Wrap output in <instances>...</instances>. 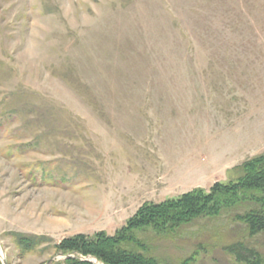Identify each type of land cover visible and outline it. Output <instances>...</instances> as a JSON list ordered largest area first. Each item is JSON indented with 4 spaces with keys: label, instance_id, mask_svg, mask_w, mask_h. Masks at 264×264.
I'll use <instances>...</instances> for the list:
<instances>
[{
    "label": "rangeland",
    "instance_id": "obj_1",
    "mask_svg": "<svg viewBox=\"0 0 264 264\" xmlns=\"http://www.w3.org/2000/svg\"><path fill=\"white\" fill-rule=\"evenodd\" d=\"M262 153L264 0H0L2 264L48 262L16 233L114 234ZM230 214L156 254L243 264L216 243Z\"/></svg>",
    "mask_w": 264,
    "mask_h": 264
},
{
    "label": "trees",
    "instance_id": "obj_2",
    "mask_svg": "<svg viewBox=\"0 0 264 264\" xmlns=\"http://www.w3.org/2000/svg\"><path fill=\"white\" fill-rule=\"evenodd\" d=\"M239 168L237 176L216 181L208 190L196 187L162 202H144L114 234L101 230L54 241L47 235L16 233L20 255L48 252L46 262L58 253L66 256L50 264H95L92 258L102 264H165L155 251L158 239L182 236L184 228L199 219L229 211L241 226L221 232L217 245L237 262L264 264L260 248V238L264 241V153L245 160ZM207 244L197 246L206 251L214 243ZM190 258L166 264H187Z\"/></svg>",
    "mask_w": 264,
    "mask_h": 264
},
{
    "label": "water",
    "instance_id": "obj_3",
    "mask_svg": "<svg viewBox=\"0 0 264 264\" xmlns=\"http://www.w3.org/2000/svg\"><path fill=\"white\" fill-rule=\"evenodd\" d=\"M63 257H66V256H64L62 253H59L53 259H57V258L59 259V258H63ZM53 259H51L50 261H48L46 264H50ZM86 259H88V258H86ZM91 261H93L96 264V262L94 261L93 258L91 259Z\"/></svg>",
    "mask_w": 264,
    "mask_h": 264
}]
</instances>
